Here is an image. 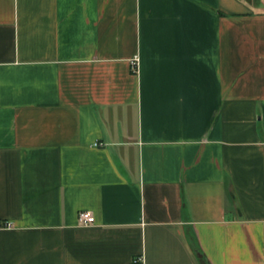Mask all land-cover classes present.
I'll use <instances>...</instances> for the list:
<instances>
[{
    "label": "crops",
    "instance_id": "crops-1",
    "mask_svg": "<svg viewBox=\"0 0 264 264\" xmlns=\"http://www.w3.org/2000/svg\"><path fill=\"white\" fill-rule=\"evenodd\" d=\"M263 258L264 0H0V264Z\"/></svg>",
    "mask_w": 264,
    "mask_h": 264
},
{
    "label": "built area",
    "instance_id": "built-area-1",
    "mask_svg": "<svg viewBox=\"0 0 264 264\" xmlns=\"http://www.w3.org/2000/svg\"><path fill=\"white\" fill-rule=\"evenodd\" d=\"M133 62L134 61H132L131 63L134 65ZM76 215H77V221L79 224L92 223L94 219L93 215L86 209L79 210ZM141 259H142L141 256H136L135 258H133V261L140 262ZM263 264H264V258H263Z\"/></svg>",
    "mask_w": 264,
    "mask_h": 264
}]
</instances>
